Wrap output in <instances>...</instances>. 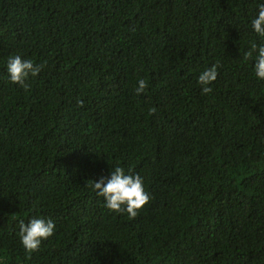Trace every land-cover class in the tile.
Returning <instances> with one entry per match:
<instances>
[{
  "label": "trees",
  "instance_id": "trees-1",
  "mask_svg": "<svg viewBox=\"0 0 264 264\" xmlns=\"http://www.w3.org/2000/svg\"><path fill=\"white\" fill-rule=\"evenodd\" d=\"M254 8L0 0V264H264V82L240 61ZM11 54L45 62L27 90L6 79ZM114 164L150 193L135 218L90 188ZM30 215L56 232L29 257Z\"/></svg>",
  "mask_w": 264,
  "mask_h": 264
},
{
  "label": "clouds",
  "instance_id": "clouds-1",
  "mask_svg": "<svg viewBox=\"0 0 264 264\" xmlns=\"http://www.w3.org/2000/svg\"><path fill=\"white\" fill-rule=\"evenodd\" d=\"M255 39L247 41V47L240 52V61L250 66L251 75L258 82H264V0H255V8L245 24ZM45 68V62H36L31 58H23L20 54H11L4 61L7 81L27 90L30 80L37 78ZM219 62L212 63L201 70L196 77L202 94L213 91V83L219 75ZM148 81L139 78L134 89L136 95L146 92ZM78 103L82 104L83 101ZM154 111V109H150ZM90 188L100 199L103 207L116 215L126 214L135 218L143 206L151 199L146 190L144 178L132 168L122 165H112L107 175L100 174L91 181ZM56 232V223L50 217L30 215L28 219L20 220L16 228V235L24 252L31 254L40 250L42 244Z\"/></svg>",
  "mask_w": 264,
  "mask_h": 264
}]
</instances>
